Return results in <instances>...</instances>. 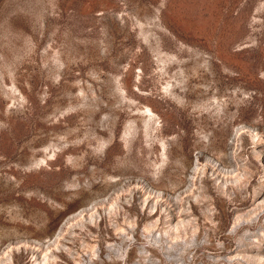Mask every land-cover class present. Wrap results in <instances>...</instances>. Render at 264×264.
Here are the masks:
<instances>
[{
    "label": "rangeland",
    "instance_id": "rangeland-1",
    "mask_svg": "<svg viewBox=\"0 0 264 264\" xmlns=\"http://www.w3.org/2000/svg\"><path fill=\"white\" fill-rule=\"evenodd\" d=\"M0 264H264V0H0Z\"/></svg>",
    "mask_w": 264,
    "mask_h": 264
}]
</instances>
